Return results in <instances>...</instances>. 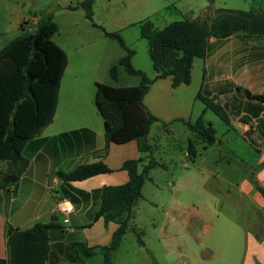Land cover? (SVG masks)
Listing matches in <instances>:
<instances>
[{
    "label": "crops",
    "instance_id": "1",
    "mask_svg": "<svg viewBox=\"0 0 264 264\" xmlns=\"http://www.w3.org/2000/svg\"><path fill=\"white\" fill-rule=\"evenodd\" d=\"M79 1L82 0H0V49L21 34L22 25L35 30L40 21L51 15V23L44 25L42 30L51 41H56L58 52L63 50L68 60L59 83L53 121L28 142L25 156L30 162L18 182L8 179V163L0 161V261L6 263L9 261L6 235L9 226L24 229L56 216L59 226L49 231L48 264H103L102 250L84 255L75 243L102 249L111 242L119 223L106 222L103 216L94 218L100 206L102 189L129 180L128 171L122 168L126 160L143 157L140 170L149 161V152L140 151L136 140L111 142L107 152L103 151L105 122L95 103L97 84L125 90L136 88L140 82L117 84L118 81H112L114 79L108 80L107 71L126 52L117 51L105 31L120 32L127 46L135 51L132 64L153 78L157 72L151 57L150 61L147 60L149 45L141 35L142 21L149 19L156 27H164L174 19L164 13L169 12L166 4L172 1H180L176 10L181 19H204L209 6L213 14L221 7L235 8L227 0H95L93 20H90L84 8L77 5ZM256 2L264 4V0ZM70 5L73 8H69ZM59 58L56 55L53 72L59 70ZM199 62L204 79L202 90L208 96H217L231 115L229 129L247 136L258 153L248 174L236 182L226 180L225 195H231V187L236 189L242 205L245 199L252 200L261 209L264 219V196L252 182L255 178L264 187V101L252 99L245 92L264 94V35L235 32L225 38H211L205 58L194 60L189 84L194 81V70ZM189 84L174 86L171 76L157 78L150 84L143 102L158 118L155 122L182 120L187 126L186 121L194 122L201 113L207 115L210 109H205L203 102L204 105H197L198 90L186 94ZM161 130L166 132L167 128L161 127ZM150 133L148 140L153 144ZM192 137L193 133L189 139ZM187 146L188 141L184 155L191 158ZM98 161L106 163L110 172L76 181H65L57 174L58 171H71L80 164ZM183 167L186 170L183 175L168 171V167L166 170L156 166L150 170L142 197L133 208L129 229L113 253L110 264H163L151 257L150 248L139 243L133 230L138 228L139 219L149 207L162 209L163 228L157 233L156 240L168 264H190L188 259L195 260L199 251L206 249L212 252L211 256L218 253L219 248H211L198 239L196 224L203 218L191 210L195 179L189 166L184 164ZM158 168L170 172L166 184L156 179L155 170ZM166 186L171 191H167ZM60 198L73 204L74 210L70 214L66 215L58 208ZM66 216L70 220L67 224L63 221ZM149 221L151 224L160 222L154 215ZM171 225H177V228L171 229ZM256 235L264 237V230L258 234L255 230L248 231L241 264H264V239L260 242ZM194 242L198 244L197 251ZM219 253L224 254L221 250Z\"/></svg>",
    "mask_w": 264,
    "mask_h": 264
},
{
    "label": "trees",
    "instance_id": "2",
    "mask_svg": "<svg viewBox=\"0 0 264 264\" xmlns=\"http://www.w3.org/2000/svg\"><path fill=\"white\" fill-rule=\"evenodd\" d=\"M94 1L77 2L85 10L86 17L93 20ZM73 8V6H69ZM208 7V15L204 19L183 18L173 20L162 28H158L147 19L140 23L141 35L147 39L149 53L155 77L132 64L134 50L127 46L123 37L117 32L105 31V34L116 38L125 50L118 64L110 68L114 80H118V65L121 64L133 75L140 76L136 88L116 89L108 85L97 84L95 103L105 122V140L103 149L107 152L111 142L136 140L142 152H149V161L140 170L143 157L126 160L122 168L129 173V180L121 185L103 187L101 202L94 218L104 217L106 222L119 223L109 244L102 247L103 264L112 262L113 253L129 229V221L133 208L142 197V189L146 179L150 178V170L156 166L165 167V163L153 156L154 145L148 140L152 124L158 120L145 106L144 95L150 84L157 78L171 76L173 85L189 84L192 80V68L195 58H205L211 38H225L235 32L264 35V10L221 7L214 10ZM52 16L39 22L35 30H28L22 25V32L0 49V161L8 163V179L18 182L20 176L29 165L25 149L30 140L35 138L48 126L54 118L59 92V83L67 66V56L60 51L58 79L56 82L54 101L47 99V91L51 88L46 82L51 70L50 56L38 42L43 34L47 42L49 36L42 30L50 24ZM56 61V60H55ZM252 99L264 101V94H253L245 90ZM197 98L205 104V109L212 110L231 127V118L217 96H208L202 91ZM246 120V117H243ZM187 127L194 137L188 140V152L192 159L197 157L196 142L207 145L218 142L212 123L206 121L203 114L194 122L186 121ZM110 172L103 161L84 163L73 170L58 171V176L65 181L83 180L97 174ZM255 188L264 196V187L253 178ZM56 216L48 222H35L24 229L9 226L7 240L9 245V261L1 260L0 264H48L50 254L51 228L59 226ZM138 241L143 244L141 232L136 228ZM263 241L262 235H256ZM75 245L84 255L93 254L92 248L85 243ZM84 264V263H73Z\"/></svg>",
    "mask_w": 264,
    "mask_h": 264
},
{
    "label": "rangeland",
    "instance_id": "3",
    "mask_svg": "<svg viewBox=\"0 0 264 264\" xmlns=\"http://www.w3.org/2000/svg\"><path fill=\"white\" fill-rule=\"evenodd\" d=\"M256 1L227 0L230 6L235 8L264 10V4ZM166 5L170 10L169 12L164 11V13H167L169 18H174L173 20L182 18L179 11L176 10L180 7V1H172V3ZM117 33L122 36L120 32ZM44 37L41 34L38 37V42L43 44V48L50 56V63L52 62V67L46 80L48 85L51 86L47 91L46 97L52 104L55 96L54 86L58 79V71L53 72V66L56 55L60 53L58 52L59 47L56 41H51L48 38L46 42ZM111 43L113 46L115 45L117 51L124 50L116 38L111 37ZM147 60L150 61L149 54H147ZM107 75L108 80L113 79L110 69L107 71ZM203 80V70L200 63L195 67L194 81L186 86L188 88L186 94L188 95L194 89L195 91L200 90ZM112 81H118L117 84L124 82L135 84L140 81V76L130 74L123 65L119 64L118 80ZM196 101L197 105H204L200 99ZM204 118L212 123L215 134L219 139L218 143L206 146L201 140L197 141L196 147L199 155L192 160L184 155L187 141L192 134L184 122L182 120H176L171 123L159 121L153 123L150 133L155 148V157L165 163L164 169L167 170L168 167V171L172 170L176 174L183 175L185 173L184 164H187L193 171L196 190L192 192L191 210L194 211L195 215L203 218L202 221L199 219L196 224V232L199 234L198 239L211 248H219L224 253L221 256L220 250H218V253L214 252L215 255L211 256L210 253L212 252L208 249L199 251L195 260L193 258L188 259L190 264H241L246 252L248 231L255 230L257 234L262 233L264 230V219L261 209L252 200L245 199L242 205L236 189L231 187V195H225L226 180L236 182L243 175L248 174L250 166L254 164L258 153L256 148L249 142L247 136L229 129L224 120L212 110H208ZM161 127L167 128V131L163 132ZM166 170L160 168L155 170L156 179L165 184L169 182L168 179L170 178V172ZM166 187L167 191H171L169 186ZM182 193L183 191L180 192V194ZM152 215L159 219V224L150 223L149 218ZM162 218L163 212L161 208L149 207L143 213V217L139 219L138 228L136 229L141 232L143 247L150 248L151 257L156 258L155 260L163 264H168V259L160 250L156 240L157 233L163 228ZM173 228H177V225H171V229ZM179 229H183L181 224ZM200 232L203 235H200ZM210 236L211 238H209ZM194 248L196 251L198 250L197 242H194Z\"/></svg>",
    "mask_w": 264,
    "mask_h": 264
},
{
    "label": "built area",
    "instance_id": "4",
    "mask_svg": "<svg viewBox=\"0 0 264 264\" xmlns=\"http://www.w3.org/2000/svg\"><path fill=\"white\" fill-rule=\"evenodd\" d=\"M58 208L63 212L65 213L66 215L67 214H70L73 210H74V206L71 202H69L67 199L65 198H60L59 201H58ZM64 223H69L70 220H69V217L66 216L64 218Z\"/></svg>",
    "mask_w": 264,
    "mask_h": 264
},
{
    "label": "water",
    "instance_id": "5",
    "mask_svg": "<svg viewBox=\"0 0 264 264\" xmlns=\"http://www.w3.org/2000/svg\"><path fill=\"white\" fill-rule=\"evenodd\" d=\"M93 250L94 251H100L101 250V247L100 246L94 247Z\"/></svg>",
    "mask_w": 264,
    "mask_h": 264
}]
</instances>
